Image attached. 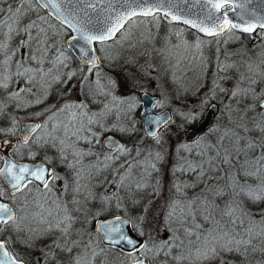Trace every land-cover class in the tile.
I'll return each mask as SVG.
<instances>
[{
  "label": "snow or ice",
  "instance_id": "snow-or-ice-1",
  "mask_svg": "<svg viewBox=\"0 0 264 264\" xmlns=\"http://www.w3.org/2000/svg\"><path fill=\"white\" fill-rule=\"evenodd\" d=\"M189 3L199 8L197 19L191 18L192 8L186 7ZM49 16L59 21L61 29L73 33L72 46H78L86 73L97 77L93 70L98 68L100 57L95 55L93 45L127 42L135 48L153 40L149 32L147 37L132 42L133 28L138 24L158 28L163 20L169 27L182 24L209 37L233 38L237 31L251 34L257 30L264 37V0H0V90L7 92V100L16 108L42 103L23 98L35 95L33 85L46 92L45 85L67 84L76 76L74 71H61L68 67L67 57L53 40L58 30ZM201 44L199 39L194 45L170 42L165 36L164 43L159 48L153 44L152 50L164 61L165 72L172 74L173 82L179 83L177 73L191 59L186 53ZM17 52L21 53L19 58ZM217 59V74L201 107L222 94L224 123L217 120L207 132H194L187 143L179 145L177 152L187 155L173 166V176L179 172L189 179L173 180L162 213L149 215L150 203L143 206L133 222L138 224L136 232L141 239L114 226L116 221L125 223L120 216L97 229L102 241L127 247V264H264V56H242L228 63ZM149 67L155 70L154 65ZM86 81L88 75L82 76L80 85ZM13 83L20 86L9 92ZM89 83L93 95H103L106 100L112 97L99 111H90L83 101L70 99L50 106L42 123L21 126L20 143L16 145V152L30 144L51 145L58 153L55 159L68 169L65 176L47 167L53 157L46 154L44 163L33 165L13 162L7 155L0 157V264H26L9 245L20 243L36 249L40 240L47 242L35 264H107L105 250L98 249L85 228L88 217L95 218L113 198L116 208H122L125 201L139 204L140 193L150 183L148 178L159 171L155 161L162 156L153 154L147 145L133 149L113 142L112 155L96 164L83 163L85 156L94 153L81 151L77 145L82 140L92 143L97 135L93 126L98 130L130 131L122 124L121 113L140 102L112 95L99 79ZM5 106L6 102L0 101V115ZM181 115L192 123L203 113L188 111ZM214 115L208 113L209 117ZM170 122L168 114H146L149 126ZM11 124L7 129L0 128V133L14 136V117ZM42 128L48 129L45 135L35 136ZM148 135L160 143L157 131ZM5 144L11 142L0 144V149ZM121 157H125L123 162L103 176ZM30 158L35 159V154ZM56 181H63L58 192ZM105 183L115 190L105 189L103 195L92 191ZM93 200L102 203L95 213L94 206H89Z\"/></svg>",
  "mask_w": 264,
  "mask_h": 264
},
{
  "label": "rangeland",
  "instance_id": "rangeland-1",
  "mask_svg": "<svg viewBox=\"0 0 264 264\" xmlns=\"http://www.w3.org/2000/svg\"><path fill=\"white\" fill-rule=\"evenodd\" d=\"M40 14L44 15L42 10ZM49 22L53 24L56 23H54L51 19H49ZM55 25L57 26L58 35L54 36L53 40L60 46V48H62L65 57H67L68 64V67L61 69V71H74L76 72V76L67 84L53 82L50 85H45L44 87L47 90L46 92L44 89L33 85L32 87L35 89V95L23 96V98L26 100H42V103L33 104L30 107L16 108L14 107V102L11 103L7 101L6 109L10 110V120L8 127L2 129L11 127V121L14 117L16 120L17 129L15 135L17 136L19 123L21 121L42 119L44 114H46L47 109L50 106L56 105V101L50 103L51 98H55V100L62 99L63 101L69 99L72 101H83L87 105L88 110L93 112L99 111L103 104L111 100L112 97L109 96L106 100L103 95L96 96L91 93L90 88L92 85L89 82L95 81L97 79H99L101 85H107L105 91L111 92L112 95L117 97H127L129 99L138 101L137 94L142 92H148L152 95L160 96L161 102L155 107V111L161 112L166 109L171 111L173 120L168 126L170 129L168 130L167 127L166 129L168 131L165 132L163 136H160L161 139L159 144H157L155 140L146 143L145 137L142 133L143 137L136 141L135 148L147 145L152 149L153 154L156 152L161 154L162 159L155 161L159 171L152 172V175L148 178L150 181L148 185L153 186L154 190L157 192V198L161 197L162 193L164 194V205L170 196V189L173 180L189 179L188 176L179 172H177L174 177L172 172L173 166L176 165L178 161H180L185 155H187L185 152H177L179 145L188 142L185 138V132L189 129L188 125L191 124L186 122L182 118L181 114L188 111H201L204 115L208 106L211 103H216L218 106V113L215 117L213 125L216 124L217 120H219L221 124L224 123V116L222 114L225 113V97L222 94H217L216 96L210 98L209 101L204 103L201 107V101L203 100L205 93H207L208 89L212 86V81L217 74V58L219 57V62L228 63L238 61L242 59V56H247L253 59L264 56V37L259 34V30L249 35L244 34L248 38V42L241 40L235 34L233 38H229L226 35L219 38L214 37L203 39L204 37L199 38L183 27L174 26L169 28L161 20L158 28L154 27L152 24H138L133 28V32L135 33V35L132 37L133 43H135L137 39H143L144 37H147L149 32L154 38L153 40L146 41L144 44H140L135 48H131L127 42L122 45L119 43L107 44L105 46H101L99 44L96 45V52L100 57V62L98 68L94 69L93 71L99 74L97 77L96 75L87 74L86 67L79 66L77 60L66 48L65 41L68 37H70L71 33L67 32L65 29H61L57 23ZM176 32H180L182 35L178 37L175 35ZM165 36L170 42H186L188 45H194L197 39L202 41L201 47L199 49L192 47L186 53V55L191 57V59L186 66H181L183 71L177 73V75L180 77L179 83L173 82L172 74L170 72H165L164 61L152 50L153 44L159 48L164 43ZM17 39H19V37ZM201 54L203 57L202 59L200 58ZM20 55L21 53L17 52V58H19ZM49 55H53V53L50 52ZM149 64L154 65L155 70L150 68ZM47 66L48 65L46 64L45 67ZM84 75H88V81H86L85 84L81 86L80 78ZM124 81L133 84V87L137 85L138 90L129 92L127 87L123 85ZM19 86L20 85L13 83L8 91L10 92ZM227 86L230 87L231 82H228ZM81 88L83 90H81ZM2 91L4 90H0V92ZM85 93H87V98ZM2 100L3 99L0 97V101ZM139 108L140 103H137L131 110H128L125 107L124 111L121 113V122L123 125H126L129 129H131L130 131L123 133L116 129L111 131L118 134L120 138H124L136 130H140L142 132L141 122L137 116ZM38 113H43V115H37ZM203 115L196 121L192 122V124L196 125L199 121H201ZM60 119H64V117L61 116ZM47 130L48 129L46 128L39 129L34 135L44 136ZM93 131H96L97 135L95 138H92V143H86L82 140L77 145V148H79L81 151L86 152L90 150L92 153H94L92 156H85L83 158V163L85 165L89 163L96 164L97 160L103 161L105 156L113 154L106 151L99 152L93 146V143L97 141V143L101 144L103 137L107 135V132L111 131L98 130L95 128V126H93ZM177 133L183 134L179 140L175 136ZM3 135L5 136L3 139H10L13 137V135L9 134ZM171 137L174 142L176 141L173 146L170 145L169 141ZM131 145L132 143H130L128 148H133ZM23 151L24 149L21 148L17 153H21ZM134 155L135 151H133V156ZM3 156L4 155L0 152V157ZM30 157L31 154L29 155V161H33V159ZM124 159L125 157H121L120 160L116 161L115 164L112 165V169L104 171L102 175H110V172L117 168ZM127 159H132V157H127ZM69 160H71V157H69ZM42 162L45 161L42 160ZM50 165H52V168L54 167L61 176H64L62 174L63 172H61V169H64L63 164L59 163L58 161L54 162L53 160V163ZM157 181H159L158 184ZM62 183L63 181H56L54 187L57 192L60 190ZM95 183L96 182L94 180L93 184L95 185ZM105 189H107L109 192L115 190L113 185L105 183L102 186L93 187L92 191L94 193L103 195ZM115 203L116 201L113 198V204L115 205ZM133 205L134 204H132V206ZM89 206H94L92 207V211L95 213L97 209L102 207V203L100 200H93L90 202ZM110 207L112 206H104V210L97 214L95 218L89 216L88 222L85 224V228L89 230V233L92 239L96 242L98 249L103 248L105 250V259L107 264H127V255L107 251V249H105L100 243L98 237L93 233V222L97 220L103 213L107 212V209H110ZM151 208L152 204L149 208V213L151 212ZM115 210L118 211L117 213L122 214L121 216H124L130 220L132 229L134 233L137 234L136 227L138 224H134L133 222H136V218L139 216V214L129 210V206L126 205V201L122 208L115 207ZM163 211V208H159L154 210L153 214L162 213Z\"/></svg>",
  "mask_w": 264,
  "mask_h": 264
},
{
  "label": "water",
  "instance_id": "water-1",
  "mask_svg": "<svg viewBox=\"0 0 264 264\" xmlns=\"http://www.w3.org/2000/svg\"><path fill=\"white\" fill-rule=\"evenodd\" d=\"M117 3H119V0H117ZM253 7H255L256 5H252ZM186 7H189V8H192V12H191V18L192 19H197L196 17V13L199 11V8L198 7H192V4L189 3ZM44 12V10H42ZM102 16L104 15L103 13L101 14ZM231 15V14H230ZM51 17L58 25H59V21H56L52 16H49ZM203 17H200V19H202ZM163 21V20H162ZM164 22V21H163ZM198 22V21H197ZM166 23V22H165ZM178 25H182V24H178ZM184 27H186L187 29L189 30H192L193 32L197 33L196 29H192L190 28L189 26H186V25H182ZM70 33L71 31L68 30ZM237 33H240L237 31ZM254 33V32H253ZM199 36L201 37H204V38H214V37H209V36H206L204 35L203 33H197ZM240 34H246V35H249L248 33H240ZM252 34V33H251ZM71 35H73V33H71ZM71 35L70 37H68L65 41V46L66 48L71 52L72 56L77 60L79 66L81 67H86L85 64L83 63V61L81 60L80 58V55L78 54V46L76 48H74L72 45L74 42H71ZM110 42V41H109ZM96 45H93L94 48H96ZM95 55L98 56L97 52H95ZM99 57V56H98ZM100 62V60H99ZM145 93H147V97H145ZM138 96V101H140V108L138 110V119L140 120L141 122V127H142V133L144 135L145 138L147 139H150V140H155L154 138L150 137L148 135V133L150 131H157L158 132V135L160 136V134L171 124L172 120H173V115L171 113V111L169 110H163L161 112H156L155 111V107L160 103L161 101V98L160 96H157V95H152L148 92H142V93H138L137 94ZM213 112L215 113V115L213 117H209L208 116V113L209 112ZM218 113V106L216 103H211L208 108L206 109L204 115H203V118L201 119V121H199L196 125H194L192 128H189L186 132H185V138L186 140L188 141L190 136L195 132L197 135H199L200 133H203V132H207V130L209 129V127L211 125H213L214 123V120H215V117ZM146 114L147 115H163V114H168L171 116V122L169 124H161V125H152V126H149L147 123H146ZM39 123L37 120H23L19 123V137H21L22 135V131H21V126L23 125H32V124H37ZM111 138V139H109ZM5 141H10V139H1L0 140V144H3ZM115 142V143H118V144H122L124 145L123 141L113 135V134H107L103 137L102 141H101V144H102V148L104 149V151L106 152H109V153H112L110 151L111 149V146H112V143ZM12 144V142H11ZM8 145V144H5L4 148L3 149H0V152L5 156L7 155L8 157H10L13 162H16V163H19V164H27V165H33V164H40V163H43V162H31V161H22V162H18L16 160H14L10 155H9V147L11 146ZM48 167V166H47ZM6 188H7V185L5 184ZM121 217V216H120ZM122 219L125 221V223H121L119 221H116L115 223V227L117 228H122L126 234L132 236L133 238L135 239H141L139 238L132 230V227H131V223L129 221V219L125 218V217H122ZM110 221H115V217H112V218H108V219H102V220H98L96 223H95V232L96 234L100 237V240H101V235L102 233H98L97 232V229L98 227L102 224V223H107V222H110ZM102 244L105 245V246H110V247H113V248H116L118 250H121L123 252H127L128 249L126 246H123V245H111L109 244L108 242L106 241H102Z\"/></svg>",
  "mask_w": 264,
  "mask_h": 264
},
{
  "label": "trees",
  "instance_id": "trees-1",
  "mask_svg": "<svg viewBox=\"0 0 264 264\" xmlns=\"http://www.w3.org/2000/svg\"><path fill=\"white\" fill-rule=\"evenodd\" d=\"M164 24L169 27V25H167V23L164 22ZM183 27L184 29L190 31V33H193L194 35H196L199 38L200 37L197 33L187 29L186 27L182 26V25H173L171 27ZM169 27V28H171ZM66 30V29H65ZM67 32H69L68 30H66ZM235 35L240 38L241 40H245L248 42V38L246 37V35L244 34H240L235 32ZM194 38V37H193ZM205 39V38H203ZM113 42L110 41L107 44H112ZM66 50V48H65ZM130 65V64H127ZM122 67V66H120ZM126 87L127 90L130 92H134L136 90H138L137 85L133 87V84L129 83V82H123ZM140 88V87H139ZM3 92V91H2ZM1 93V92H0ZM7 104V102H6ZM9 120H10V110L4 108L3 110V114L0 115V128H5L8 127L9 125ZM140 125V124H139ZM195 124H189L188 128H192ZM170 129V127H168V130ZM167 129L165 131H163L160 136H163L165 134V132L168 131ZM107 134H113L115 136H118L120 138V136L114 132H107ZM175 136L177 137V139H181V137L183 136V134H175ZM5 136L3 135V133H0V140L3 139ZM141 137H143L142 132L140 130H136L133 131V133L127 135L124 138H120L123 142L125 146H130V143H132L131 147L135 148V143L136 141H138ZM153 140L147 139L145 138V142H152ZM170 145L173 146V144H175L174 140H172V137L170 138ZM94 148L97 151H104V149L102 148V144L94 142L93 143ZM24 151L21 153H17L15 155H13V157L18 160V161H25V160H29V155L30 154H35V159H33V161H42L44 160V156L49 155L53 157L54 162H57V160L55 159V157L58 155L57 151L55 148H53L51 145H39V144H30L28 147H23ZM166 184V183H165ZM4 187L6 188V186L4 185ZM139 200L140 203L139 204H134L132 206V203L126 201V205L129 206V210H131L132 212L134 211V213H137L140 215L141 209L143 208L144 204L146 203H150V205L152 204V208H151V212L149 213V215H153V211L157 210L159 208H163L164 210V194L162 193V196L157 198V192L154 190L153 186H147L143 192L140 193L139 195ZM5 202H8L7 200H5ZM112 204V205H111ZM110 204V209H107V212L103 213L100 217L101 218H106V217H114V216H121L122 214L117 213L118 211L115 210V205L112 203ZM249 207H254L253 205H249ZM141 238V237H140Z\"/></svg>",
  "mask_w": 264,
  "mask_h": 264
},
{
  "label": "flooded vegetation",
  "instance_id": "flooded-vegetation-1",
  "mask_svg": "<svg viewBox=\"0 0 264 264\" xmlns=\"http://www.w3.org/2000/svg\"><path fill=\"white\" fill-rule=\"evenodd\" d=\"M42 13H44L45 15V12L42 11ZM49 19H51L54 23L55 21L51 18V17H48ZM56 24V23H55ZM58 25V24H57ZM59 26V25H58ZM0 97L3 99L2 101H5V102H11L13 103V101H9L7 100V92L3 91L0 93ZM161 98V97H160ZM54 101H56V105L58 104H61L62 103V99L60 100H55V98H51L50 100V103H53ZM161 102V101H160ZM7 106V105H6ZM5 106V108H7ZM47 115V112L46 114H44V116L42 117V119H38L37 121L39 123H41L42 121L45 120V116ZM35 120V119H34ZM39 130V129H38ZM37 130V131H38ZM36 131V132H37ZM35 132V133H36ZM12 144L11 146L9 147V155L14 159L16 160L14 157H13V153L16 152V145L18 143H20V137H19V129H18V133H17V136L14 135L12 138H10ZM109 153V152H108ZM18 161V160H16ZM25 161H29V160H25ZM18 162H22V161H18ZM31 162H42V161H31ZM44 163V162H43ZM49 168H52V165H47ZM62 168V167H61ZM64 169H61V172H63L62 174L65 176L66 173L68 172V169H66L64 166H63ZM5 202V201H4ZM116 217V216H114ZM121 217H124V216H121ZM108 218H112V217H106V218H101L99 217L97 220H95L93 222V233L98 237L100 243L102 244L101 240H100V237L96 234L95 232V223L98 221V220H102V219H108ZM126 218V217H125ZM128 219V218H127ZM130 221V220H129ZM131 223V222H130ZM131 227H132V224H131ZM133 230V229H132ZM134 232V231H133ZM137 235V234H136ZM138 236V235H137ZM139 237V236H138ZM140 238V237H139ZM47 241H37V248L36 249H32V248H26L23 244H20V243H12L9 245V249L11 251H14L16 253H18L20 255V257H22L26 264H35V261L37 259V257H39L40 255V249L43 248V245L46 243ZM102 246L107 249V251H111V252H114V253H117V254H123V255H127V252H123L121 250H118L116 248H113V247H110V246H105L102 244ZM108 254V252H107Z\"/></svg>",
  "mask_w": 264,
  "mask_h": 264
}]
</instances>
